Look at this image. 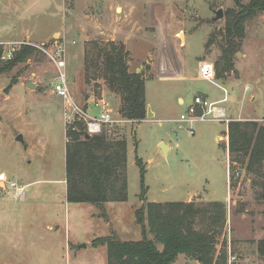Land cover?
I'll return each mask as SVG.
<instances>
[{"label": "rangeland", "instance_id": "obj_1", "mask_svg": "<svg viewBox=\"0 0 264 264\" xmlns=\"http://www.w3.org/2000/svg\"><path fill=\"white\" fill-rule=\"evenodd\" d=\"M236 1L249 0H0L1 62L21 45L36 49L0 75V172L24 188L17 198L0 188V264H107L106 248H94L91 241L111 235L141 240L134 218L141 205L213 201L226 207L214 256L224 251L226 264H264L258 254L264 179L230 161L227 176L226 150L216 141L226 123H199L188 135L172 122L199 96L223 108L228 123L264 125V10L246 21L232 69L217 78L224 66H216L224 47V13ZM219 9L223 18L213 21ZM91 42L123 44L130 72L145 80L154 113L106 132L126 141L127 200L103 207L66 200L63 103L52 92L56 71L42 51L63 45L70 93L90 115L98 113L91 100L102 96L117 111L119 98L102 82H85L83 52ZM178 95L184 106L177 104ZM146 238L154 240L148 231ZM202 258L181 254L173 264H203Z\"/></svg>", "mask_w": 264, "mask_h": 264}, {"label": "trees", "instance_id": "obj_2", "mask_svg": "<svg viewBox=\"0 0 264 264\" xmlns=\"http://www.w3.org/2000/svg\"><path fill=\"white\" fill-rule=\"evenodd\" d=\"M235 6V9L224 13V47L221 59L216 63L217 68L222 62L224 66L219 69L217 78L232 69V57L244 37V25L264 10V0H249L246 4L236 1ZM35 53V48L21 45L3 64L0 47V75ZM127 58L128 52L123 44L88 43L83 52V73L87 84L93 82L96 86L102 82L108 91L116 95L120 101V117L134 123L146 117L145 80L141 73L129 72ZM14 82L15 79H12V84ZM76 125L79 128L68 130L65 134L67 202L101 207L108 202H125L126 141L111 139L105 132L85 139L82 125ZM226 135L231 165L242 164L247 173L264 179V125L254 121H230ZM138 164L141 163L138 161ZM142 192L145 193L144 189ZM143 193L140 196L142 201ZM134 218L141 229V240L121 241L111 235L91 241L94 248H106L107 264H173L181 254L202 256L203 264H226L224 251L215 257L213 247L215 234L226 221L224 203H147L134 211ZM147 231L154 240L146 238ZM156 242L162 245L161 250L157 249ZM258 254L264 257V240L258 243Z\"/></svg>", "mask_w": 264, "mask_h": 264}, {"label": "built area", "instance_id": "obj_3", "mask_svg": "<svg viewBox=\"0 0 264 264\" xmlns=\"http://www.w3.org/2000/svg\"><path fill=\"white\" fill-rule=\"evenodd\" d=\"M42 51L48 56L50 63L56 71V75L51 82V87L53 94L63 103L62 121L64 135L68 130H76V123H80L82 125L81 131L83 134L89 136L98 135L102 132L110 133V129L113 127L126 122L129 123V121L122 119L118 112L103 99H97L92 102L93 107L98 110V113L96 115H90V113H88V106L81 107L78 105L70 93V81L65 71V50L63 45H56L53 51H46L44 49H42ZM11 57L12 53L8 56V59ZM245 90H248V88ZM209 115L210 118H208ZM172 122L175 123V128L177 130L185 131L188 135H194V128L199 123L223 122L227 125L228 120L226 119L225 110L223 108L211 107L210 103L205 98L197 96L194 97L192 103L187 106L185 112L181 113L179 117L172 120ZM224 134L226 142L225 140L223 142H225V146L228 148V138L226 135L227 127ZM218 140L220 142L221 138ZM228 173L229 171H227V176L229 175ZM239 175V171L235 170L234 176L239 177ZM0 188L13 192L15 197H20L24 191L22 186L10 180L4 172H0Z\"/></svg>", "mask_w": 264, "mask_h": 264}, {"label": "crops", "instance_id": "obj_4", "mask_svg": "<svg viewBox=\"0 0 264 264\" xmlns=\"http://www.w3.org/2000/svg\"><path fill=\"white\" fill-rule=\"evenodd\" d=\"M129 72H130V70H129ZM26 83H28V82H26ZM97 99H103V96L102 97H99V98H96V99H93V100H91L92 102L93 101H95V100H97ZM60 100V99H59ZM90 101V100H89ZM90 101V102H91ZM145 101H146V99H145ZM89 102V103H90ZM176 102H177V104L178 105H181V106H184L185 105V100H184V98L183 97H181V96H177L176 97ZM190 103L191 102H189L187 105H190ZM146 105H147V107H150L149 106V104H148V102L146 101ZM150 109H151V107H150ZM117 112H119V109L117 110ZM152 114H153V116H154V113L152 112ZM175 120V119H174ZM128 123V122H127ZM129 123H132V122H130L129 121ZM226 127H227V125L225 124V130H226ZM225 133V132H224ZM223 133V136H221L220 134L219 135H217L216 136V141L219 143V144H223V146H224V149L226 150V157H225V162H226V174H227V171H228V163H229V154H228V148H227V146H225L226 144H225V142H226V139L224 138L225 136V134ZM219 138H221V141L219 142ZM225 140V142L223 143V141ZM161 144V143H160ZM159 144V145H160ZM166 151L168 152V150H169V147L168 146H166ZM228 179V178H227ZM63 182L65 183V179L63 180Z\"/></svg>", "mask_w": 264, "mask_h": 264}, {"label": "water", "instance_id": "obj_5", "mask_svg": "<svg viewBox=\"0 0 264 264\" xmlns=\"http://www.w3.org/2000/svg\"><path fill=\"white\" fill-rule=\"evenodd\" d=\"M221 18H223V11L221 10V9H219V10H217V11H215L214 12V18H213V21H217V20H219V19H221ZM27 88L28 89H36V85L35 84H33V83H31V82H28L27 83ZM4 93H8V89H6L5 91H4ZM118 114H120V112H118ZM146 117L147 118H151V117H153V114H152V112H151V109H150V107H147L146 108ZM91 136H89V135H87V134H84V138L85 139H89ZM18 141H22V139H21V137H18ZM165 148H166V146H164L163 144H160V149H161V151L162 152H165ZM167 149V148H166ZM83 247H85L84 245H83Z\"/></svg>", "mask_w": 264, "mask_h": 264}, {"label": "bare ground", "instance_id": "obj_6", "mask_svg": "<svg viewBox=\"0 0 264 264\" xmlns=\"http://www.w3.org/2000/svg\"><path fill=\"white\" fill-rule=\"evenodd\" d=\"M165 151H166V148H165Z\"/></svg>", "mask_w": 264, "mask_h": 264}]
</instances>
